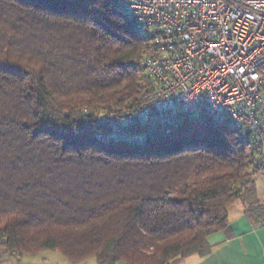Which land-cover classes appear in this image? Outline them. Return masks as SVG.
<instances>
[{
	"label": "trees",
	"instance_id": "obj_1",
	"mask_svg": "<svg viewBox=\"0 0 264 264\" xmlns=\"http://www.w3.org/2000/svg\"><path fill=\"white\" fill-rule=\"evenodd\" d=\"M148 44L115 0H0V261L178 264L234 201L264 220L241 130L180 116L115 134L151 89Z\"/></svg>",
	"mask_w": 264,
	"mask_h": 264
},
{
	"label": "built area",
	"instance_id": "obj_2",
	"mask_svg": "<svg viewBox=\"0 0 264 264\" xmlns=\"http://www.w3.org/2000/svg\"><path fill=\"white\" fill-rule=\"evenodd\" d=\"M149 44L141 67L150 91L132 105L140 125L171 133L178 117L227 122L258 155L264 170V0H115Z\"/></svg>",
	"mask_w": 264,
	"mask_h": 264
},
{
	"label": "crops",
	"instance_id": "obj_3",
	"mask_svg": "<svg viewBox=\"0 0 264 264\" xmlns=\"http://www.w3.org/2000/svg\"><path fill=\"white\" fill-rule=\"evenodd\" d=\"M256 196L264 203V170L256 172ZM243 200L229 205L230 224L226 230L208 237L209 253L191 254L186 264H264V220L249 214ZM188 257V256H187ZM11 264H68L57 251L26 255ZM80 264H98L88 260ZM114 264H127L117 261ZM180 264V263H178Z\"/></svg>",
	"mask_w": 264,
	"mask_h": 264
},
{
	"label": "rangeland",
	"instance_id": "obj_4",
	"mask_svg": "<svg viewBox=\"0 0 264 264\" xmlns=\"http://www.w3.org/2000/svg\"><path fill=\"white\" fill-rule=\"evenodd\" d=\"M130 139H132V140H137V139H140V140H145L146 139V135L144 134V133H139V134H134V135H132V137L130 138ZM246 205H247V202H246ZM59 253V252H58ZM187 259H190V257L188 256V257H186V258H184L182 261H181V263L180 264H186L187 262H188V260ZM0 260H2V259H0ZM15 263L16 262V257H10V258H8V260H6V261H4V262H2V261H0V264H11V263Z\"/></svg>",
	"mask_w": 264,
	"mask_h": 264
}]
</instances>
